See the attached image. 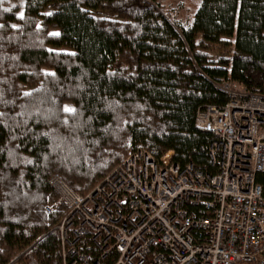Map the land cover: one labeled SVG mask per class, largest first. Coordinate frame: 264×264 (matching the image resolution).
I'll return each mask as SVG.
<instances>
[{
	"label": "trees",
	"instance_id": "trees-1",
	"mask_svg": "<svg viewBox=\"0 0 264 264\" xmlns=\"http://www.w3.org/2000/svg\"><path fill=\"white\" fill-rule=\"evenodd\" d=\"M159 3L0 1V264H63L55 174L86 194L140 148L214 172L198 109L230 81L264 97V0H199L186 24Z\"/></svg>",
	"mask_w": 264,
	"mask_h": 264
},
{
	"label": "built area",
	"instance_id": "built-area-1",
	"mask_svg": "<svg viewBox=\"0 0 264 264\" xmlns=\"http://www.w3.org/2000/svg\"><path fill=\"white\" fill-rule=\"evenodd\" d=\"M197 111L214 172L132 151L86 194L49 180L68 210L55 226L63 264H264V97L236 82ZM89 241L92 251L84 249ZM25 249L8 264H41Z\"/></svg>",
	"mask_w": 264,
	"mask_h": 264
},
{
	"label": "rangeland",
	"instance_id": "rangeland-1",
	"mask_svg": "<svg viewBox=\"0 0 264 264\" xmlns=\"http://www.w3.org/2000/svg\"><path fill=\"white\" fill-rule=\"evenodd\" d=\"M9 8H17L22 14L25 11L26 0H0ZM199 0H160L159 7L164 13H168L174 18L186 24L193 17ZM21 264H25L22 259Z\"/></svg>",
	"mask_w": 264,
	"mask_h": 264
},
{
	"label": "bare ground",
	"instance_id": "bare-ground-1",
	"mask_svg": "<svg viewBox=\"0 0 264 264\" xmlns=\"http://www.w3.org/2000/svg\"><path fill=\"white\" fill-rule=\"evenodd\" d=\"M231 82V81H230Z\"/></svg>",
	"mask_w": 264,
	"mask_h": 264
}]
</instances>
